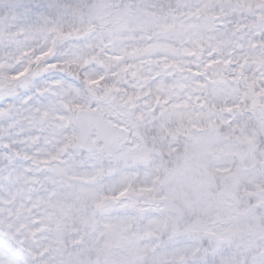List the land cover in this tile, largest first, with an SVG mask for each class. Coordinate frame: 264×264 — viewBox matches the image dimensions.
<instances>
[{
  "label": "snow or ice",
  "instance_id": "1",
  "mask_svg": "<svg viewBox=\"0 0 264 264\" xmlns=\"http://www.w3.org/2000/svg\"><path fill=\"white\" fill-rule=\"evenodd\" d=\"M0 264H264V0H0Z\"/></svg>",
  "mask_w": 264,
  "mask_h": 264
}]
</instances>
